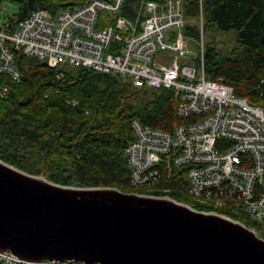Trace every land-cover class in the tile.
Masks as SVG:
<instances>
[{
    "label": "built area",
    "instance_id": "built-area-1",
    "mask_svg": "<svg viewBox=\"0 0 264 264\" xmlns=\"http://www.w3.org/2000/svg\"><path fill=\"white\" fill-rule=\"evenodd\" d=\"M124 1L89 0L55 13L38 9L13 27L1 17L0 73L21 80L14 55L21 50L51 66H82L122 75L136 87L173 89L180 124L172 130L138 119L132 124L136 139L126 148L131 185L153 189L165 175L187 168L183 175L192 199L213 209L245 213L255 224L252 229L264 237V104L237 95L221 79L206 78L203 30L197 55L184 33L183 0L144 1L143 15L140 11L134 19L122 14ZM102 12L113 22L98 27ZM180 56L199 58L201 70L195 64L181 65ZM0 263L86 264L25 261L2 251Z\"/></svg>",
    "mask_w": 264,
    "mask_h": 264
},
{
    "label": "trees",
    "instance_id": "trees-1",
    "mask_svg": "<svg viewBox=\"0 0 264 264\" xmlns=\"http://www.w3.org/2000/svg\"><path fill=\"white\" fill-rule=\"evenodd\" d=\"M89 0H0L18 6L7 16L12 27L33 11L55 13ZM144 1L125 0L122 14L134 19ZM184 33L200 40L207 31L236 30V44L223 52L205 43L204 68L209 80L221 79L235 93L264 104V0H183ZM141 15V20L143 16ZM202 17V28L200 19ZM113 22L101 13L98 27ZM22 77L0 73V159L48 180L81 187L109 186L124 192L168 195L199 210L215 211L253 228L245 213L213 209L189 195V182L176 169L153 189L130 183L127 146L136 139L134 120L164 130L182 122L178 98L171 88L136 87L129 78L46 60L14 50ZM169 189L165 191L164 189ZM2 264V263H0Z\"/></svg>",
    "mask_w": 264,
    "mask_h": 264
},
{
    "label": "water",
    "instance_id": "water-1",
    "mask_svg": "<svg viewBox=\"0 0 264 264\" xmlns=\"http://www.w3.org/2000/svg\"><path fill=\"white\" fill-rule=\"evenodd\" d=\"M0 251L25 261L264 264V237L168 195L63 185L0 159Z\"/></svg>",
    "mask_w": 264,
    "mask_h": 264
},
{
    "label": "rangeland",
    "instance_id": "rangeland-1",
    "mask_svg": "<svg viewBox=\"0 0 264 264\" xmlns=\"http://www.w3.org/2000/svg\"><path fill=\"white\" fill-rule=\"evenodd\" d=\"M18 11V6L15 3L11 2H5L2 5L1 13L4 17H7L9 15L15 14ZM236 30L231 31H220V30H213L212 32L207 31V33L204 36V42L209 43L213 41L214 46L220 51H227L232 46L236 44ZM187 42L190 45L191 49L197 53V55L201 54V48L198 44V41L191 37L186 36ZM162 55L167 54V52H161ZM179 62L181 65L183 64H195L200 70V59H194V58H184L182 56L179 57ZM70 65V64H69Z\"/></svg>",
    "mask_w": 264,
    "mask_h": 264
}]
</instances>
